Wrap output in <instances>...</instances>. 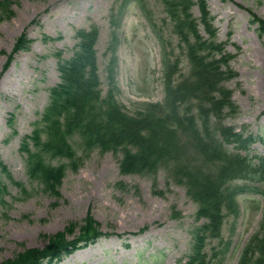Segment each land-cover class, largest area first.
<instances>
[{
    "label": "rangeland",
    "instance_id": "374dc122",
    "mask_svg": "<svg viewBox=\"0 0 264 264\" xmlns=\"http://www.w3.org/2000/svg\"><path fill=\"white\" fill-rule=\"evenodd\" d=\"M197 1V0H194ZM215 17L219 38L228 42L237 72L226 86L233 90L239 108L226 123L245 135L264 137V49L247 9L264 19V0H207ZM155 17L162 6L147 0ZM11 17L0 18V160L15 181L31 195L23 196L0 170V262L25 248L44 249L46 238L71 222H81L90 212L110 234L95 244L64 257L58 264H184L192 252L198 204L166 168L155 173L122 175V152L95 149L77 172L68 170L56 198L31 181L19 152L22 138L34 129L49 104V90L60 81L56 53L69 58L79 28L97 25V43L103 93L117 86L116 97L125 111L134 114L141 102H163L162 53L154 33L133 0H12ZM196 16L198 8H194ZM114 22V23H113ZM26 32L33 40L4 71L17 38ZM48 35L54 41H45ZM115 38L113 44L112 40ZM176 42V41H175ZM168 53L172 45L166 43ZM175 46V45H174ZM114 54L113 79L108 68ZM183 73H189L184 57ZM115 83V84H114ZM79 156L84 154L78 143ZM85 155V154H84ZM264 156V144L255 143L250 156ZM59 164V161H52ZM122 184V186L120 185ZM239 195L240 213L229 214L223 234L207 241L214 263L238 264L242 250L264 219V176L248 184ZM144 231L143 233H141ZM79 229L70 239L76 237Z\"/></svg>",
    "mask_w": 264,
    "mask_h": 264
},
{
    "label": "trees",
    "instance_id": "16d2710c",
    "mask_svg": "<svg viewBox=\"0 0 264 264\" xmlns=\"http://www.w3.org/2000/svg\"><path fill=\"white\" fill-rule=\"evenodd\" d=\"M174 22L172 32L179 36L182 49L190 63V74L176 78L178 66L166 56L164 103L146 104L130 117L122 112L112 94L102 99L99 87L94 40L82 34L80 49L75 57L60 64L62 83L52 89L51 101L43 119L31 136L23 141L21 150L27 153L31 178L39 180L47 192L60 196L58 188L68 168L77 171L81 159L76 156L72 139L79 135L87 150L100 147L105 151L122 150L123 174L151 173L160 167L168 168L175 180L187 188L189 196L200 206L199 215L208 219L194 247L188 264H218L211 262L205 251L207 238L221 235L226 210L237 213L235 190L229 183L238 179L250 181L264 170V160L253 164L248 156L230 153L226 144L236 149L249 150L256 140L244 138L233 128L224 125L228 114L238 109L232 100V91L225 86L236 73L228 65L231 56L224 53L221 44L204 40L198 20L190 14L192 0H163ZM199 5L203 12L201 22L210 39L216 30L210 23L205 0ZM8 12L10 0L0 3ZM258 31L264 37V20L257 18ZM25 36L18 39L16 50L26 48ZM217 54L221 56L216 57ZM264 141V140H263ZM37 149V150H36ZM36 150V151H35ZM47 154L48 156L44 155ZM51 159H68V164L54 166ZM2 170L8 173L0 163ZM237 188V187H235ZM244 190V187H238ZM75 233L77 224H70L65 231L51 236L44 249L29 248L13 259L0 264H51L64 254H70L98 238L102 233L99 224L88 215ZM239 264H264V235L252 239L245 248Z\"/></svg>",
    "mask_w": 264,
    "mask_h": 264
}]
</instances>
